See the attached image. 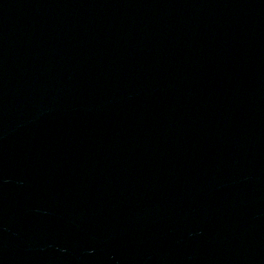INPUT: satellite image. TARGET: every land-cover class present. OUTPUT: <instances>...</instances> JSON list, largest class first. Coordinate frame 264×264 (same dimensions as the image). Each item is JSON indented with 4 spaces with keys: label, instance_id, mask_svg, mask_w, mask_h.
Wrapping results in <instances>:
<instances>
[{
    "label": "water",
    "instance_id": "water-1",
    "mask_svg": "<svg viewBox=\"0 0 264 264\" xmlns=\"http://www.w3.org/2000/svg\"><path fill=\"white\" fill-rule=\"evenodd\" d=\"M0 264H264V0H0Z\"/></svg>",
    "mask_w": 264,
    "mask_h": 264
}]
</instances>
